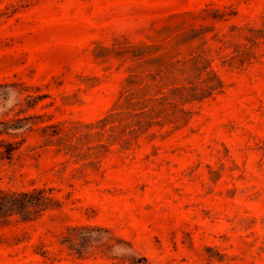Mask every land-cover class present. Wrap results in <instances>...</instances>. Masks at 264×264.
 I'll return each instance as SVG.
<instances>
[{"label": "rangeland", "instance_id": "obj_1", "mask_svg": "<svg viewBox=\"0 0 264 264\" xmlns=\"http://www.w3.org/2000/svg\"><path fill=\"white\" fill-rule=\"evenodd\" d=\"M5 120L0 264H264V0H0Z\"/></svg>", "mask_w": 264, "mask_h": 264}, {"label": "trees", "instance_id": "obj_2", "mask_svg": "<svg viewBox=\"0 0 264 264\" xmlns=\"http://www.w3.org/2000/svg\"><path fill=\"white\" fill-rule=\"evenodd\" d=\"M4 126L3 129L0 130V135L5 134L11 137L10 141H0V159H3L5 155L10 156L13 150L19 148L21 143L24 141L22 138L20 141L14 140L16 137L20 136L19 132L10 133L9 129L13 128L12 124H10V120H5L0 122ZM47 126L43 127L45 129ZM57 134V132H53L50 134L51 136ZM54 187H32L27 190H9L0 187V217L3 215H12L29 213V208H33L35 211H41L46 208L50 202L57 199L56 192ZM209 250V249H208ZM43 256L47 255L48 252L43 250L42 252H38Z\"/></svg>", "mask_w": 264, "mask_h": 264}]
</instances>
